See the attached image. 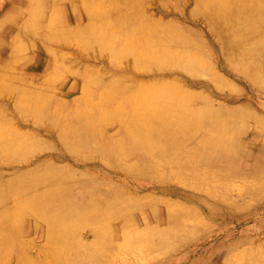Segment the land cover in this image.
<instances>
[{
	"label": "bare ground",
	"instance_id": "1",
	"mask_svg": "<svg viewBox=\"0 0 264 264\" xmlns=\"http://www.w3.org/2000/svg\"><path fill=\"white\" fill-rule=\"evenodd\" d=\"M16 1L12 0V6L15 7ZM19 1L29 4L30 8L36 7L32 0ZM260 3L261 0H199L204 19L222 40L226 62L264 91V10ZM88 13L89 29L84 31L87 25L78 29L79 32L76 30L80 40L106 42L113 52L131 55L134 64L160 56L154 44L166 37L153 24L140 20L141 23L135 22L134 26L125 24L127 30L122 35L110 34L107 26L96 25L94 16L97 12L93 8L89 7ZM32 17V24H38L41 39L59 40L58 37L67 38L71 33V29H64L58 37L56 33L53 37L49 31L53 30L52 26L40 24L38 14ZM19 18L23 26L22 31L19 28L17 40L22 32L26 35L25 18ZM120 26L124 29V24ZM1 35L5 37L6 31ZM132 37L135 39L130 41L128 38ZM125 40L127 45L118 49L113 46L114 41L123 43ZM10 46L2 38L0 53ZM167 53L171 52L164 50L163 56ZM57 59L53 55L48 65H55ZM183 59V67L195 70L199 66L191 64L189 56ZM33 63L29 66L31 69L35 67ZM123 68L126 70L127 67ZM99 72L96 85L112 87L121 96L114 108L113 99H108L97 114L89 112L86 107L72 110L68 116H63L67 124L62 120L65 124L60 125V116L48 114V108L52 103L63 108L65 101L56 94H43L42 100L29 97L31 103L19 111L24 116H32L34 123L48 114L49 121L58 125V139H61L65 151L60 150L55 155L56 160L78 164L79 158L74 156L71 159L65 152L86 149L88 157L97 156L106 164L142 180L177 183L182 187L156 186L131 178L125 179V188L98 179L93 182V192L87 193L95 197L86 200V194L74 190L83 174L54 161L33 160L39 151L48 148L33 133L26 131V138L22 137L21 131L11 137L9 133L7 136L1 133L0 151L23 152L24 156L17 162H28L34 167L27 168L29 172L19 173L7 183L0 179V264H11L13 260L15 264H111L115 263L116 255L132 261L137 253L144 255V251L164 245L184 229L193 232L201 229L199 226L207 228L208 220H220L225 226L250 223L240 235L264 229V218L250 221L264 213L262 115L256 113L250 104L217 103L215 106L209 97L187 90L152 91L141 95L137 92L166 80L152 78L144 81L123 74L102 78ZM124 81H130L129 86L119 85ZM64 93L69 95L70 92L66 90ZM19 101L16 98L15 103ZM19 124L28 127L24 121ZM257 140L255 149L257 154H263L261 158L250 156L246 150L252 143L256 145ZM145 190L166 197L133 193ZM172 197L185 203L175 202ZM258 202V206L251 207ZM134 211L138 214H133ZM27 217L32 218L35 225L45 223L44 229L28 227L24 222ZM113 217H118L119 221L112 227L110 220ZM83 228L87 230L80 232ZM31 233L34 239L26 238ZM221 234V238L233 235L232 230ZM42 238L45 242L38 244ZM242 243L232 241L227 246L236 249ZM46 247L49 250L44 252ZM31 248H37L35 256L29 254ZM250 253H245L248 259L244 254L241 262L264 264V251L257 255ZM224 263L230 264L231 261Z\"/></svg>",
	"mask_w": 264,
	"mask_h": 264
},
{
	"label": "rangeland",
	"instance_id": "2",
	"mask_svg": "<svg viewBox=\"0 0 264 264\" xmlns=\"http://www.w3.org/2000/svg\"><path fill=\"white\" fill-rule=\"evenodd\" d=\"M32 3L36 4L34 9L23 1H16L14 7L12 0H0V36L11 45L0 53V134L7 136L6 133H9L11 137L13 133L21 131L22 137L26 138V131L33 133L37 140L48 147L39 151L33 160L37 162L39 158H42L54 161L57 165H68L69 168L83 174L84 177L75 184L74 190L86 194V200L95 197L87 194L93 192L91 190L95 187H93L94 180L103 179L107 183H116L125 188V179L142 180L140 177L132 176L106 164L97 156L88 157L86 149L73 153L65 152L71 159L74 156L79 158L78 164L69 160L55 159V155L64 149L61 139H58L59 127L53 121H49L48 114L60 116L59 124L63 125L65 123H62V120L67 124L63 116H68L72 110L86 107L89 112L94 111L97 114L102 104L108 99H113V108L121 101V96H118L114 88H100L96 85L95 78L98 71L102 78L112 74H123L144 81L152 78L166 80V82L144 88L143 92H137L141 95L152 91L187 90L209 97L215 106L217 103L231 106L250 104L256 113L264 117V91L226 62L222 51V40L204 19L199 0H32ZM260 4L264 10V0H261ZM89 7L97 12L94 16L96 25L107 26L106 30L110 34L113 32L122 35L127 30L125 24L134 26L135 22L140 24V20L153 24L155 29L166 37L154 44V49L160 53V56L137 65L134 64L131 55L113 52L112 47L106 45V42L95 40L87 42L82 38L80 40L78 38L80 28L84 29L88 25L84 30L86 31L90 26ZM35 14L39 15L40 24L44 23L45 27L52 26L53 30L49 31L53 37H55L54 33L58 37L64 29H71L70 35L62 39L58 37L59 40L41 39L38 24H32V16ZM19 16L25 18L26 35L22 32L20 40H17L19 28L21 30L23 26ZM122 23L124 29H121ZM76 30H78L77 34ZM4 31H6L5 37L1 35ZM108 37L111 38L110 35ZM128 39L131 41L135 38ZM13 41L15 42L12 43ZM114 43L113 46L117 49L128 44L126 40L123 43L118 41ZM164 50L171 53L163 56ZM53 55H56L58 59L55 65L50 66L49 58H53ZM187 56L191 58V64H199L196 69L194 68L195 70L181 65V61ZM31 61L35 66L32 69L29 67L32 64ZM87 66L90 67L86 68ZM123 67H127L126 70ZM211 72L218 78H214ZM16 77L25 79L17 80ZM88 79L90 81H87ZM31 80L34 81L30 83ZM129 83L130 81H124L119 85L127 86ZM66 90L70 92L69 95H65ZM43 94L48 96L56 94L65 101L66 105L63 108H57L52 103L48 108V114L34 123V118L24 116L25 114H22L19 108H24L31 103L28 100L29 97L42 100ZM16 98L20 99L17 103H15ZM138 103L140 104L139 101ZM20 121H24L28 127H23L19 124ZM258 142L259 140L256 145L251 142V148L247 147L246 150H249L250 156L261 158L263 154H257L255 149ZM241 149L245 150V148ZM22 155L24 156L23 152L0 151L1 180L7 183L19 173L29 172L27 168L34 167L28 162L18 163L17 160L22 158ZM38 170L41 172L40 169ZM142 181L156 186L182 187L177 183H153L147 178H143ZM133 193L166 197L151 190L133 191ZM172 199L178 203H185L179 198L172 197ZM92 200L96 201V199ZM258 204L259 202L251 207H256ZM132 213L138 214L135 211ZM260 218H264V213L254 216L250 221ZM118 221V217H113L110 220L111 226L113 227ZM24 222H27L28 227L36 230L45 227V223L38 222L35 225L34 220L28 217ZM205 225L207 228L199 226L201 229L193 232H186L188 229L181 230V234H176L164 242V245H158V248L152 250H143L144 255L137 253L132 261L125 260L123 255H116L117 259L113 261L115 263L111 264H226L224 262L229 260L230 264H244L241 261L245 253L251 252L257 255L264 251V229L240 235L241 230L248 227L250 223L225 226L220 220H208ZM84 230L87 229L83 228L80 232ZM231 230L233 233L231 237L221 238L223 236L221 233ZM26 238L34 239V236L31 233ZM232 241L236 243L243 241V243L239 248L231 249L227 245ZM44 242L42 238L38 244ZM43 250L46 252L49 249L46 247ZM29 251L31 256H35L38 252L37 248H31ZM245 255L248 259V255ZM199 257L201 258L197 261ZM11 264H15V261H11Z\"/></svg>",
	"mask_w": 264,
	"mask_h": 264
}]
</instances>
